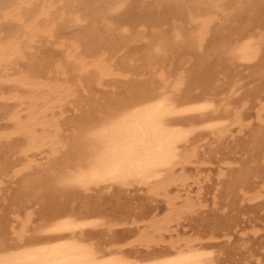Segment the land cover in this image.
Returning <instances> with one entry per match:
<instances>
[{"label": "bare ground", "instance_id": "bare-ground-1", "mask_svg": "<svg viewBox=\"0 0 264 264\" xmlns=\"http://www.w3.org/2000/svg\"><path fill=\"white\" fill-rule=\"evenodd\" d=\"M210 144L230 211L182 237ZM1 197L0 264H219L264 211V0H0Z\"/></svg>", "mask_w": 264, "mask_h": 264}, {"label": "rangeland", "instance_id": "rangeland-1", "mask_svg": "<svg viewBox=\"0 0 264 264\" xmlns=\"http://www.w3.org/2000/svg\"><path fill=\"white\" fill-rule=\"evenodd\" d=\"M42 43H40V46L41 47H50L51 46V44L50 43H48L47 41H45V40H42L41 41ZM244 139H246V141H247V139H248V137L247 136H245V137H243ZM239 140V139H238ZM243 141V140H242ZM215 146H216V148H215ZM217 146H219V145H217V144H210V146L209 147H207L208 148V152H207V149H206V154L209 156V157H211V159L212 160H214L215 159V161H213V162H216L215 163V168H214V165L213 166H210V170L212 169V171H207V170H203V173H204V175H209V176H211V180L210 181H205L203 184H204V186H202L203 188H204V190H203V197H202V199L203 200H206V201H203L206 205H207V207L206 208H199L200 210H198L197 211V213H195L194 215H190V216H187L185 219L186 220H184V221H182V223H181V226L180 227H178L179 229H178V231L180 232V236L182 235V237H198V235H199V237H201V235H202V237L201 238H206L208 235H207V233H208V230H209V227H211L212 226V224H214L215 223V220H216V214H219V215H225V214H228V212L230 211L229 209H228V207H227V204H224L223 202H224V200L225 199H223V197H222V195H220L221 197H222V199H221V197H220V199H218L221 203L220 204H218V205H215L214 204V196L217 194V189H219L220 187H221V190H220V193L221 192H224V187H226L227 188V186H228V179L227 178H225V179H221V180H224L223 181V184H222V182L219 180V179H217V178H219L218 177V172H220V166H222L221 164H218V162H217V160L220 158V152H218V148H217ZM214 148V149H213ZM213 153V155L212 154H210V153ZM217 154H216V153ZM239 153H235V157L237 158V157H239V156H241V155H238ZM212 155V156H211ZM213 156H214V158H213ZM248 156V155H247ZM246 156V157H247ZM218 157V158H217ZM248 158V157H247ZM217 159V160H216ZM211 161V160H210ZM220 165V166H219ZM217 167H219L218 169H217ZM205 168V167H204ZM222 168H225L224 166H222ZM207 171V172H206ZM211 172V173H210ZM196 170L195 169H191V171L189 172V174H191V175H193V177H195V175H196ZM201 177H204L203 175L201 176ZM228 180V181H227ZM212 181V182H211ZM215 181H217V184H215ZM211 183V184H210ZM215 184V185H214ZM218 185V186H217ZM194 188V192H196L197 191V188L194 186L193 187ZM206 190V191H205ZM211 191V192H210ZM140 194H141V196H140ZM213 194H215V195H213ZM173 195H176V192L174 191L173 192ZM132 196H133V199L132 200H134L135 198V200H137V201H134V202H132V203H136V204H138L139 203V205H140V208L141 209H143L144 207H146V208H144L146 211H145V213L147 212L148 214L150 213L149 211L151 210L149 207H151L152 209H154V207H155V210H156V212L158 213V214H164V212H165V205H164V203H162V202H150V201H147V198H146V194L144 195V192L143 193H141V192H139V193H132L131 194V198H132ZM135 196V197H134ZM138 196V197H137ZM195 196V195H194ZM107 198H109V195L107 196ZM142 200H141V199ZM3 198L1 197L0 198V211H1V209H2V204H3ZM140 200L142 201V202H140ZM214 200V201H213ZM147 201V202H146ZM219 201H217V202H219ZM145 202V203H144ZM151 204H150V203ZM182 202V200L180 201V203ZM225 202H226V200H225ZM264 202V201H263ZM142 203V204H141ZM227 203V202H226ZM146 204V205H145ZM213 204L215 205V207L213 206ZM241 204V203H240ZM238 204V207H242V208H244V209H246L247 207V209L246 210H244L245 212H244V214L243 215H241L240 216V218H243V220H241L242 221V223H241V225L240 226H242V227H240L239 229H237L236 230V232H233V233H235V235H233V237H232V241L230 242V243H227L224 239H220V241H219V244H218V248L220 249V247H221V249L220 250H222V248L223 249H225L224 251L222 250V252H223V258H221V262L219 263V264H254V261H256L255 260V258H256V255L257 254H261V253H264L263 252V249H261V247L263 248L264 246V211L262 210V209H258V206L256 205V204H250V206L248 205V204H246V203H244V204ZM138 205V206H139ZM142 205H144V206H142ZM226 205V206H225ZM240 205V206H239ZM246 205H247V207H246ZM224 206V207H223ZM255 206H256V208H255ZM226 207H227V209H226ZM250 207H253V208H250ZM134 208V207H133ZM157 208V209H156ZM159 208V209H158ZM252 209V210H251ZM258 210V211H254V210ZM202 210V211H201ZM206 210V211H205ZM248 210H250V211H248ZM259 210H262V211H260L259 212ZM223 211H225V213H223ZM214 212V213H213ZM219 212V213H218ZM233 212V211H232ZM213 213V214H212ZM234 214L236 213V211H234L233 212ZM233 213H231L230 212V214L232 215ZM248 213V214H247ZM255 213V214H254ZM233 214V215H234ZM259 214V215H258ZM261 214H263V215H261ZM248 215V216H247ZM161 216V215H160ZM260 216V217H259ZM262 216V217H261ZM208 217V218H207ZM211 217V218H210ZM214 218V219H213ZM248 218V219H247ZM255 218V219H254ZM246 219H247V222H246ZM252 219V220H251ZM259 219V220H258ZM214 220V221H213ZM250 221V223H249V221ZM255 220H256V222H255ZM204 221V222H203ZM208 221V222H207ZM211 221V222H210ZM200 222H202V224L200 223ZM213 222V223H212ZM253 222V223H252ZM196 225V226H195ZM205 225V226H204ZM209 225V226H208ZM257 227L258 229H260L261 230V233H259L260 235L256 238H254V237H252V233L250 232V229H252L253 227ZM143 226H141V228H140V231L141 230H143L144 229V227L142 228ZM172 227L174 228V229H176V227H177V224H173L172 225ZM199 227V228H198ZM245 227V228H244ZM134 227L133 226H127V229L126 228H124V229H126V230H124L123 228H120V229H118L117 231H118V235L120 236V237H123L122 235H124V237L122 238L123 239V242H126V241H129V239H130V237H128L129 236V234H131L130 233V231L133 229ZM197 228V229H196ZM202 228V229H201ZM241 228H243V230L241 229ZM123 229V230H122ZM206 229V230H205ZM130 230V231H129ZM196 230H199V232L198 231H196ZM203 230V233L201 234V231ZM239 230V231H238ZM124 231V232H123ZM133 231V230H132ZM206 231V232H205ZM242 232H245L246 233V236H244V237H242V236H240L241 235V233ZM125 233V234H124ZM201 234V235H200ZM248 234V235H247ZM205 235V236H204ZM249 235H251V236H249ZM248 236V237H247ZM126 237V238H125ZM235 237V238H234ZM246 237V238H245ZM249 237H251L250 239H248ZM261 237V238H260ZM129 238V239H128ZM167 239L168 240H171V238H169V237H167ZM126 240V241H125ZM222 243V244H221ZM232 243V244H231ZM262 244V245H261ZM231 245V246H230ZM229 246V247H228ZM225 247V248H224ZM255 248V249H254ZM230 249V250H229ZM257 249L258 250H260L259 252L257 251ZM230 251V252H228V251ZM234 251V252H233ZM226 252V253H225ZM233 252V253H232ZM231 253V254H230ZM234 253H235V255H234ZM257 253V254H256ZM228 254H229V257L227 258V256H228ZM232 254H233V256H232ZM246 254V255H245ZM231 255V256H230ZM253 255V256H252ZM235 256V257H234ZM232 257V258H231ZM234 257V258H233ZM250 257H251V260H252V257H253V260L251 261L250 260ZM258 257V256H257ZM230 258V259H229ZM235 258H236V263H235ZM249 258V259H248ZM231 259H232V261H231ZM247 259V260H246ZM234 260V261H233ZM241 260V261H240ZM248 261H249V263H248ZM225 262V263H224ZM234 262V263H233ZM257 262H255V264H256Z\"/></svg>", "mask_w": 264, "mask_h": 264}]
</instances>
